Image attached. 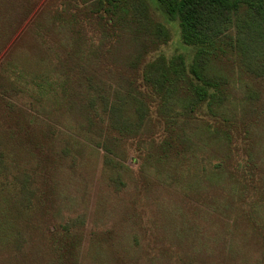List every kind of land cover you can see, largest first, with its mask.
Instances as JSON below:
<instances>
[{
  "label": "rangeland",
  "instance_id": "obj_1",
  "mask_svg": "<svg viewBox=\"0 0 264 264\" xmlns=\"http://www.w3.org/2000/svg\"><path fill=\"white\" fill-rule=\"evenodd\" d=\"M93 1L0 0V83L14 81L20 90L0 102V264H59L53 231L63 229L72 217H79L82 225L76 226L81 235L77 259L69 264H257L263 246L247 228L252 199L238 173L232 177L226 171L219 177L212 166L227 154L226 162L236 164L242 149L210 140V147L201 152V164L212 165L195 187L180 177L179 167L162 165L157 155L143 161L135 146L114 155L119 166L106 164L103 149L90 143L76 167H52L40 162L32 144L18 142L13 125L18 107L35 122L32 133L38 138L48 130L45 123L59 128L78 124L82 117L75 105L63 111L54 101L61 92L58 83L84 74L86 68L119 88L138 58L179 53L188 61L192 58L194 49L183 44L178 21L163 16L155 0L126 1L134 11L146 6L154 12L153 21L165 26L168 40L156 48L147 33L135 38L133 25L102 30L97 19L86 14ZM252 101L247 110L242 106L245 114L264 116V97ZM193 126L192 132L198 127L194 139L207 141L200 134L202 123ZM57 136L52 139L48 133L45 147L53 144L60 152L67 136ZM258 140L263 147L264 128ZM38 164L44 170H37ZM184 176L190 178V172ZM26 182L34 193L31 188L21 193Z\"/></svg>",
  "mask_w": 264,
  "mask_h": 264
},
{
  "label": "trees",
  "instance_id": "obj_2",
  "mask_svg": "<svg viewBox=\"0 0 264 264\" xmlns=\"http://www.w3.org/2000/svg\"><path fill=\"white\" fill-rule=\"evenodd\" d=\"M155 5L160 6L168 20L178 21L183 44L194 49L190 61L182 53L170 58L161 54L153 60L138 58L137 63L132 62L133 72L122 76L119 88H113L86 68L84 74L58 83L61 92L54 101L63 111L75 105L82 117L78 124L59 128L45 123L48 130L41 131L38 138L32 133L34 121L27 119L28 113L18 107L13 116L15 137L22 146L32 144L40 162L52 167L64 163L76 167L78 156L90 143L103 149L106 164L112 161L110 164L119 166L122 164L115 161L114 155L127 153L128 148L135 146L143 161L157 155L162 165L179 167L180 177L195 187L201 173L208 176L206 168L212 165L211 161L201 164V152L210 147V140L231 150L242 149L241 161L237 159L232 165L226 162L227 154L212 165L213 172L219 177L226 171L232 177L239 174L247 198L252 199L249 203L254 205L252 213L246 210L247 228L262 243V258L257 264H264V145L258 140L264 116L254 111L249 116L242 109L249 107V100L264 97V0H155ZM86 8V14L96 18L102 30L133 25L135 38L147 33L155 48L168 40L165 26L153 21L154 12L146 11V6L134 11L126 0H94ZM239 90L244 94L241 99L236 98ZM19 91L14 81L0 83V102L5 101L7 93ZM5 109L10 108L6 105ZM10 116L7 114L6 119ZM199 121L201 137L207 141L199 142L192 135L198 128L192 132L193 124ZM48 133L52 139L67 136L60 152L53 144L45 147ZM36 168L44 170L43 164ZM184 171L190 172L191 177H185ZM28 184L22 187V194L26 188L34 193ZM79 225V217H72L63 229L53 231L58 244L53 252L59 264H69L76 257L81 238L80 229L76 228Z\"/></svg>",
  "mask_w": 264,
  "mask_h": 264
}]
</instances>
